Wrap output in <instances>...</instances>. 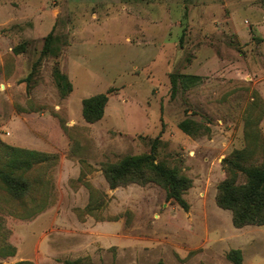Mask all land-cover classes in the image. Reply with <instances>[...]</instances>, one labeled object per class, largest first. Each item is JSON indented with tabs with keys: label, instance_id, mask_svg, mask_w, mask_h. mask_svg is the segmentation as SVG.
Returning <instances> with one entry per match:
<instances>
[{
	"label": "rangeland",
	"instance_id": "obj_1",
	"mask_svg": "<svg viewBox=\"0 0 264 264\" xmlns=\"http://www.w3.org/2000/svg\"><path fill=\"white\" fill-rule=\"evenodd\" d=\"M50 31L58 55L33 69ZM54 67L72 83L65 97ZM171 74L201 80L171 96ZM114 87L85 121L81 100ZM249 107L264 113L261 0H0V141L54 156L23 174V203L0 189V264H234L231 248L264 264V224L236 228L215 202ZM184 118L205 133L182 132ZM257 128L264 156V114ZM156 136L157 160L192 181L187 210L156 183L103 176Z\"/></svg>",
	"mask_w": 264,
	"mask_h": 264
},
{
	"label": "trees",
	"instance_id": "obj_2",
	"mask_svg": "<svg viewBox=\"0 0 264 264\" xmlns=\"http://www.w3.org/2000/svg\"><path fill=\"white\" fill-rule=\"evenodd\" d=\"M261 1L264 5V0ZM55 40L56 37L53 36L52 31L45 36L33 69L37 67L43 57L58 55L59 50ZM23 49L22 44L12 48L16 54L21 53ZM53 78L61 97H65L71 92L72 83L58 67L53 69ZM200 80L201 76L195 74H171V96L175 95L178 82H181L182 87L187 88ZM116 91L115 87L109 88L104 92L83 98L81 114L84 120L95 122L101 119L109 96ZM248 110L244 125L246 144L242 148L233 149L223 157L222 167L225 177L218 183L215 194L217 206L231 212V222L236 228L264 224V156L260 154L262 138L257 128V121L264 113L255 120L253 109L249 107ZM178 128L191 136L205 133V129L199 123L189 118L182 119L178 123ZM159 143L160 138L156 136L151 141L148 152L126 155L116 162L103 164V176L110 188L130 183L140 185L156 183L166 190L168 199L176 201L184 210H187L188 203L183 195L190 188L192 181L175 167L157 160ZM50 157L54 156L0 141V189L9 197L23 203V197L30 189V183L23 174L34 164L47 161ZM41 209L38 206L35 212ZM13 253L14 249L10 246L9 254ZM226 257L234 264L242 263L241 251L237 248H231ZM155 264L164 263L159 260Z\"/></svg>",
	"mask_w": 264,
	"mask_h": 264
}]
</instances>
